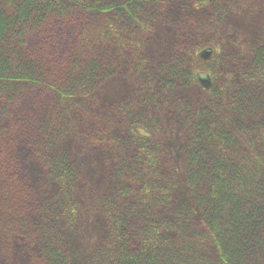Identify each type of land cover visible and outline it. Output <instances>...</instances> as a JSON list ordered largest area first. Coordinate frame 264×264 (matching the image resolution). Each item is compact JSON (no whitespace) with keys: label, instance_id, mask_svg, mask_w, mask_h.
Masks as SVG:
<instances>
[{"label":"trees","instance_id":"obj_1","mask_svg":"<svg viewBox=\"0 0 264 264\" xmlns=\"http://www.w3.org/2000/svg\"><path fill=\"white\" fill-rule=\"evenodd\" d=\"M255 1L0 0V264H74L88 212L86 264H264V37L228 22Z\"/></svg>","mask_w":264,"mask_h":264},{"label":"rangeland","instance_id":"obj_2","mask_svg":"<svg viewBox=\"0 0 264 264\" xmlns=\"http://www.w3.org/2000/svg\"><path fill=\"white\" fill-rule=\"evenodd\" d=\"M233 15L228 21L232 29L247 38L259 35L264 37V0H256L255 5L250 8L233 10ZM234 36H236L234 34ZM237 37V36H236ZM176 45V35L172 28L166 25L157 29L153 41L149 44L147 51H153L157 55H164L173 50ZM208 49V48H206ZM211 49V48H210ZM203 49L202 51H204ZM199 51L198 55L202 52ZM208 89L209 86H204ZM111 100L119 98L126 93V87L120 80H113L108 83L104 90ZM195 90L193 95L196 94ZM205 95V94H203ZM174 155V162L177 163L176 142L173 139L168 146ZM88 161V159H87ZM97 163L91 161L89 168L86 169L87 181L92 192L99 194L106 191L105 182L96 170ZM90 194V198H91ZM95 198V197H94ZM93 198V199H94ZM104 238V223L102 219L94 213L88 212L84 215L76 230L71 234L70 248L73 253L74 264H86L90 252L101 243Z\"/></svg>","mask_w":264,"mask_h":264},{"label":"water","instance_id":"obj_3","mask_svg":"<svg viewBox=\"0 0 264 264\" xmlns=\"http://www.w3.org/2000/svg\"><path fill=\"white\" fill-rule=\"evenodd\" d=\"M211 53H212V50L210 48H208V49H205L204 51H202L200 53V55L205 58V57L209 56ZM198 81L201 85L208 86L209 85V76L206 74H203V73L198 74Z\"/></svg>","mask_w":264,"mask_h":264}]
</instances>
